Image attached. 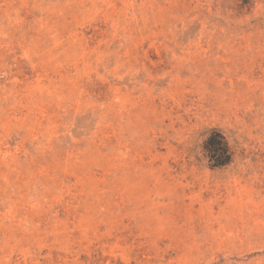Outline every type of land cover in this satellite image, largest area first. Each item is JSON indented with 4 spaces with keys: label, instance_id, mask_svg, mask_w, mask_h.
Returning <instances> with one entry per match:
<instances>
[{
    "label": "rangeland",
    "instance_id": "rangeland-1",
    "mask_svg": "<svg viewBox=\"0 0 264 264\" xmlns=\"http://www.w3.org/2000/svg\"><path fill=\"white\" fill-rule=\"evenodd\" d=\"M0 264H264V0H0Z\"/></svg>",
    "mask_w": 264,
    "mask_h": 264
},
{
    "label": "trees",
    "instance_id": "trees-1",
    "mask_svg": "<svg viewBox=\"0 0 264 264\" xmlns=\"http://www.w3.org/2000/svg\"><path fill=\"white\" fill-rule=\"evenodd\" d=\"M203 149L212 168H222L232 161L230 146L219 130H212L204 142Z\"/></svg>",
    "mask_w": 264,
    "mask_h": 264
}]
</instances>
